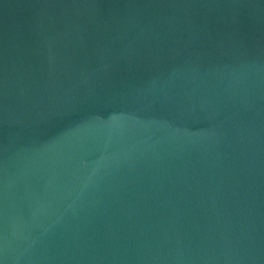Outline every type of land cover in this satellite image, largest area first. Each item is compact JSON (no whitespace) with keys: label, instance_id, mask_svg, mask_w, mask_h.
I'll return each instance as SVG.
<instances>
[{"label":"water","instance_id":"obj_1","mask_svg":"<svg viewBox=\"0 0 264 264\" xmlns=\"http://www.w3.org/2000/svg\"><path fill=\"white\" fill-rule=\"evenodd\" d=\"M0 264H264V0H0Z\"/></svg>","mask_w":264,"mask_h":264}]
</instances>
